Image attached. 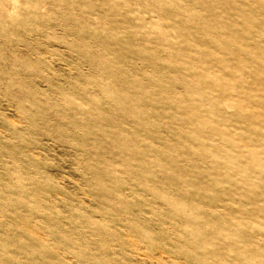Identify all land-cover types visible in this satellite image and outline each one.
<instances>
[{
  "label": "rangeland",
  "instance_id": "rangeland-1",
  "mask_svg": "<svg viewBox=\"0 0 264 264\" xmlns=\"http://www.w3.org/2000/svg\"><path fill=\"white\" fill-rule=\"evenodd\" d=\"M0 264H264V0H0Z\"/></svg>",
  "mask_w": 264,
  "mask_h": 264
}]
</instances>
